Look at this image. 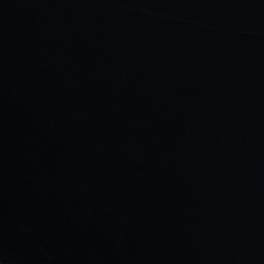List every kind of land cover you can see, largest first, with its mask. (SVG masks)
Returning <instances> with one entry per match:
<instances>
[{
  "label": "water",
  "instance_id": "obj_1",
  "mask_svg": "<svg viewBox=\"0 0 264 264\" xmlns=\"http://www.w3.org/2000/svg\"><path fill=\"white\" fill-rule=\"evenodd\" d=\"M0 264H264V0H0Z\"/></svg>",
  "mask_w": 264,
  "mask_h": 264
}]
</instances>
